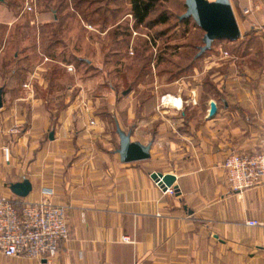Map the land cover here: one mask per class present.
Returning a JSON list of instances; mask_svg holds the SVG:
<instances>
[{
  "label": "crops",
  "instance_id": "crops-1",
  "mask_svg": "<svg viewBox=\"0 0 264 264\" xmlns=\"http://www.w3.org/2000/svg\"><path fill=\"white\" fill-rule=\"evenodd\" d=\"M261 10L242 21V39L249 33L248 47L261 51L241 72L223 76L222 97L210 99L218 109L214 118L208 104L158 109L142 103L125 106L124 121L116 116L122 103L108 102L115 125L132 142L151 144L143 161L121 163L119 139L106 135L105 123L87 106L74 103L53 117L40 104L12 101V90L0 87V196L23 199L10 186L24 180L31 184L27 201L51 190V200L67 208L70 232L53 259L0 254V264H264V184L234 192L223 169L231 154L264 149ZM236 60L226 64L236 67ZM155 95L157 101L177 97ZM194 109L196 116L189 115ZM152 173L174 175L178 193L163 191Z\"/></svg>",
  "mask_w": 264,
  "mask_h": 264
},
{
  "label": "rangeland",
  "instance_id": "rangeland-1",
  "mask_svg": "<svg viewBox=\"0 0 264 264\" xmlns=\"http://www.w3.org/2000/svg\"><path fill=\"white\" fill-rule=\"evenodd\" d=\"M241 1L230 0L241 38L213 42L191 69L204 33L191 19L179 21L184 0H161L149 20L162 12L169 20L150 28L133 27L129 0H5L0 3V87L12 90V101L40 104L53 117L71 104L85 105L117 143L109 101L122 103L116 116L125 121L123 110L142 103L180 109L220 100L223 76L241 72L261 51L244 44L242 21L257 6L264 14V0H245V6ZM232 59L237 68L226 64ZM163 91L177 97L157 101L155 94Z\"/></svg>",
  "mask_w": 264,
  "mask_h": 264
},
{
  "label": "built area",
  "instance_id": "built-area-1",
  "mask_svg": "<svg viewBox=\"0 0 264 264\" xmlns=\"http://www.w3.org/2000/svg\"><path fill=\"white\" fill-rule=\"evenodd\" d=\"M25 87L30 89L27 85ZM3 154L8 162L7 148H4ZM223 169L227 185L234 192L264 184V149L255 154H231L224 160ZM165 192L172 194L173 190ZM52 195L51 190L43 191L42 198L37 201L0 196L2 256L48 261L58 254L60 244L69 239L70 232L66 220L67 208L54 203ZM247 225L253 227L257 223L248 222Z\"/></svg>",
  "mask_w": 264,
  "mask_h": 264
},
{
  "label": "water",
  "instance_id": "water-1",
  "mask_svg": "<svg viewBox=\"0 0 264 264\" xmlns=\"http://www.w3.org/2000/svg\"><path fill=\"white\" fill-rule=\"evenodd\" d=\"M3 2V0H0ZM186 11L179 17V21L191 18L196 26L203 31L202 43L195 59L201 57L211 49L215 41L235 42L241 38V32L232 10L230 0H184ZM125 94V93H124ZM2 107V89H0V108ZM217 105L214 101L209 103L208 118L212 119L217 114ZM115 132L119 139L116 153L119 155L121 163H131L149 159L151 144L142 145L132 142L130 133L122 131L118 124L115 125ZM53 139V133L49 135ZM151 179L163 190L172 189L178 193V188L174 185V175H162L152 173ZM13 195L19 198H26L31 192V184L28 180L14 183L10 186Z\"/></svg>",
  "mask_w": 264,
  "mask_h": 264
},
{
  "label": "trees",
  "instance_id": "trees-1",
  "mask_svg": "<svg viewBox=\"0 0 264 264\" xmlns=\"http://www.w3.org/2000/svg\"><path fill=\"white\" fill-rule=\"evenodd\" d=\"M3 1H5V0H3ZM5 4H7V3L5 2ZM160 4H161V0H129V5H130L129 15L131 16V18L134 22L133 27L137 28V27L144 25V27L150 28V26H156L159 24H166L169 20V17L167 16V14L165 12L160 13L153 20H149L150 15L159 7ZM183 7H184V10L186 11V6L184 3H183ZM189 19H191V18H189ZM184 20H186V19H184ZM184 20H182V22H184ZM195 27H197L196 24H195ZM249 37H250V34L248 33L245 37L248 40V41H246L247 47L250 46L252 41H253L252 38L248 39ZM127 39L129 41V36H127ZM195 62H196V60H195V55H194L193 62L190 63V65L188 67H191V69H193V65Z\"/></svg>",
  "mask_w": 264,
  "mask_h": 264
},
{
  "label": "bare ground",
  "instance_id": "bare-ground-1",
  "mask_svg": "<svg viewBox=\"0 0 264 264\" xmlns=\"http://www.w3.org/2000/svg\"><path fill=\"white\" fill-rule=\"evenodd\" d=\"M171 103V102H170ZM178 104H177V102H176V106H177Z\"/></svg>",
  "mask_w": 264,
  "mask_h": 264
}]
</instances>
